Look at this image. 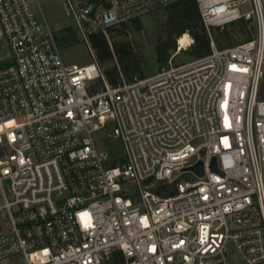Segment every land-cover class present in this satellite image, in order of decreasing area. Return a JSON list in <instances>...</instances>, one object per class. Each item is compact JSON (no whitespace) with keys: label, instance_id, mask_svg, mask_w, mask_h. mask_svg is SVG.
Returning <instances> with one entry per match:
<instances>
[{"label":"built area","instance_id":"1","mask_svg":"<svg viewBox=\"0 0 264 264\" xmlns=\"http://www.w3.org/2000/svg\"><path fill=\"white\" fill-rule=\"evenodd\" d=\"M181 1L62 7L89 44ZM37 2L0 0V264H264V0H195L210 53L173 63L183 34L115 85L63 61ZM241 19L250 39L217 47Z\"/></svg>","mask_w":264,"mask_h":264},{"label":"rangeland","instance_id":"2","mask_svg":"<svg viewBox=\"0 0 264 264\" xmlns=\"http://www.w3.org/2000/svg\"><path fill=\"white\" fill-rule=\"evenodd\" d=\"M37 1L38 2L35 3V8L38 10V6L40 7L47 24L52 29L56 45L60 51L63 61L66 64H74L78 66L88 64L90 63V59L93 54L99 64V67L105 71L116 65V50H123L131 52L136 57L140 67V74L136 77L145 78L157 73L159 67L163 65L157 62L155 47L159 44L167 46L166 44L170 40H174L177 47V40L182 36L176 37L174 33H170L171 35L168 34L169 32L166 30V21L168 17L167 11L158 10L150 15H146L138 19L141 24L139 30L134 29V27L130 24L132 21L124 24L123 26L108 29L106 31L105 38L110 47L111 58L104 62H99L96 50L93 48L91 42L89 41V44H87L86 42L81 41L74 33L64 14L62 0ZM240 10L242 12H246L247 5L241 4ZM249 26V21L241 19L237 22L224 26L223 29L213 27L211 35L216 46L219 48L234 46L250 39L251 36L248 30ZM71 32H73L76 37L73 45H69L67 42L68 36H70ZM183 34H187L191 38L187 31ZM90 50L92 52H90ZM172 53V50H168V58L172 55ZM189 53V49L181 51L174 56L172 62L176 64L189 62L194 59ZM261 98L264 100V77L261 84ZM100 146L104 150L115 155H118L121 151L120 147L115 142L102 143Z\"/></svg>","mask_w":264,"mask_h":264},{"label":"trees","instance_id":"3","mask_svg":"<svg viewBox=\"0 0 264 264\" xmlns=\"http://www.w3.org/2000/svg\"><path fill=\"white\" fill-rule=\"evenodd\" d=\"M165 10L168 15L166 21V30L169 32L168 34L171 35L170 33H174L176 37H180L185 31H187L193 39V45L189 53L192 58L196 59L208 55L210 53L209 39L201 23L198 6L195 0L178 2L169 6ZM130 24L134 29H140L141 24L139 20H134ZM123 25L124 24L119 26ZM75 40V34L71 32L70 36H68L67 42L69 45H73ZM89 41L96 50L99 62H104L111 58L110 47L105 35L99 32L92 35ZM166 45L167 46L159 44L155 47L156 59L159 64L166 63L168 59V50H172L173 53L176 51L174 40H170ZM116 52V65L104 71V75L108 83L111 85H115L118 81V70L127 79H132L140 74V67L134 54L123 50H116Z\"/></svg>","mask_w":264,"mask_h":264},{"label":"water","instance_id":"4","mask_svg":"<svg viewBox=\"0 0 264 264\" xmlns=\"http://www.w3.org/2000/svg\"><path fill=\"white\" fill-rule=\"evenodd\" d=\"M212 170H216L215 167V161L213 160L212 166H211ZM192 170L198 175L201 176L202 175V169H201V164L196 165L194 168H192Z\"/></svg>","mask_w":264,"mask_h":264},{"label":"bare ground","instance_id":"5","mask_svg":"<svg viewBox=\"0 0 264 264\" xmlns=\"http://www.w3.org/2000/svg\"><path fill=\"white\" fill-rule=\"evenodd\" d=\"M186 43H187V36H184L181 39L179 38V44L181 46H184Z\"/></svg>","mask_w":264,"mask_h":264}]
</instances>
